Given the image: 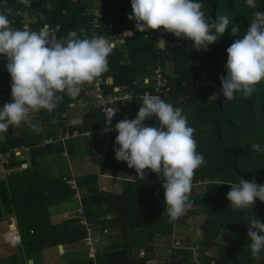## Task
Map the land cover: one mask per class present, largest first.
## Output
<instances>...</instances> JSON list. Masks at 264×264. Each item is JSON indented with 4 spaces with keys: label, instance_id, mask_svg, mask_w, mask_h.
Wrapping results in <instances>:
<instances>
[{
    "label": "trees",
    "instance_id": "trees-1",
    "mask_svg": "<svg viewBox=\"0 0 264 264\" xmlns=\"http://www.w3.org/2000/svg\"><path fill=\"white\" fill-rule=\"evenodd\" d=\"M4 2L13 7V15L21 19L15 9L22 10L21 0H0V11L8 10ZM29 2H32L30 12L37 16L31 23V31H38L48 24L58 39L67 37L70 31H77L83 38L80 28L86 30L88 38L94 36L88 0L77 3L72 0ZM199 2L204 4L206 18L214 20L217 15H227L230 20L228 30L206 51L196 50L191 41L178 39L163 29L139 33L135 22L128 19L132 13L131 0H102L105 19L99 35L110 36L112 31L127 34L125 44L113 48L108 57V71L102 75L112 78L113 83L104 87L106 93L113 92V87L133 93L129 120L137 117L141 97L145 93L158 95L165 102L181 108L189 126L194 129L197 151L203 155L205 163L193 177L191 207L175 221L166 216L163 180L151 170H146L147 182L139 177H126L121 187L113 185L120 190L110 192L101 190L99 174L78 175L76 183L83 193L81 199L85 218L95 226L96 235L101 236L105 246L100 248L95 259L88 257L65 264H148L150 261L157 264H264V250L258 257H253L247 235L248 222L252 218L256 216L264 222V202L256 200L252 208L234 210L227 199L230 191L228 183H238L241 179H254L258 184L264 181V82L258 84L255 92L247 98L237 92L232 99L222 95L215 100L208 99L211 94L220 91L219 77L227 75V48L242 37L254 12H264V0H256L255 8L249 7L246 0ZM109 24H113L112 30ZM233 25L239 26L238 35L241 36L231 34ZM162 34L167 39L163 49L158 48L156 43ZM157 69L162 70L165 80L160 90L157 89ZM10 79V74L0 72V100L3 104L12 101ZM145 79H149V84H145ZM91 90L92 82L85 84L75 99L64 95L53 112L39 111L42 123L48 129V138L53 136L55 139L56 131L65 128L73 113L84 112L80 123L69 127L71 135L75 132L81 134L65 143L72 159L100 154L107 146L106 137L101 132L106 125L105 116L101 110L94 108ZM72 103L75 109L71 107ZM115 107L117 119L114 127L126 118L127 112V106L120 103H116ZM144 123L158 126L155 117ZM88 133L89 136L86 135ZM0 134L3 136L0 154H11L8 162L3 164L11 173L5 181H0V219L15 217L23 240L18 254L5 262L0 260V264H29V260L36 263L35 259L48 248L56 249L60 255L59 246L63 245L65 255L68 246H84L83 240L88 232L79 217L72 216L61 223L52 221L50 209L73 203L76 194L66 173L59 175L52 171L53 163L61 161L59 156L65 150L63 144H44L43 135L34 134L23 124ZM117 135L112 131L100 174L130 172L137 175L135 169L128 168L125 162L115 158L114 147H119L115 144ZM254 144L261 146L260 152L252 149ZM20 147L30 149L24 160L13 154V149ZM25 163L28 167L20 171ZM191 216L204 218L197 226L193 223L187 225L186 221ZM176 227H187L190 234L198 227L200 239L191 241L187 237L183 246L171 249L168 255L162 252L163 256L158 260V240H166V247H170ZM225 233L229 236L228 243H220L219 239ZM216 247L217 254L208 255ZM142 249L145 250L143 257L139 255Z\"/></svg>",
    "mask_w": 264,
    "mask_h": 264
},
{
    "label": "clouds",
    "instance_id": "clouds-1",
    "mask_svg": "<svg viewBox=\"0 0 264 264\" xmlns=\"http://www.w3.org/2000/svg\"><path fill=\"white\" fill-rule=\"evenodd\" d=\"M21 2L28 4L29 0ZM246 3L252 8L257 6L256 0H246ZM131 8L128 19L135 22L137 32L163 29L178 39L191 41L196 50L206 51L230 25L227 15H217L214 20L206 18L204 4L199 0H131ZM5 11H0V56L7 58L12 101L0 108V132L21 124L35 131L38 128L32 123L33 113L53 112L64 95L77 98L85 84L108 71L113 45L103 35L88 38L84 28L79 29L83 38L77 31H70L67 37L59 39L48 24L38 31L14 28L9 19L11 10ZM239 32L238 25L231 27L232 35L241 36ZM242 37L227 48V75L219 77L221 89L211 94L209 100L220 95L232 99L237 92L247 98L264 82V12H254ZM156 43L166 42L160 39ZM141 100L135 119H122L114 128L111 120L103 133H118L115 158L135 169L140 180L147 182L146 170L162 178L166 216L175 221L191 207L193 177L205 160L197 151L194 129L181 108L149 93ZM152 117L156 118L158 126L144 123ZM251 147L261 151L259 144ZM227 185L230 187L227 199L234 210L252 208L256 200L264 202V185L254 179H241ZM248 224V246L252 256L258 257L264 250V235H261L264 222L255 216Z\"/></svg>",
    "mask_w": 264,
    "mask_h": 264
},
{
    "label": "crops",
    "instance_id": "crops-1",
    "mask_svg": "<svg viewBox=\"0 0 264 264\" xmlns=\"http://www.w3.org/2000/svg\"><path fill=\"white\" fill-rule=\"evenodd\" d=\"M78 1L79 0H72V2H74V3H77ZM124 1H126V0H124ZM31 5H32V2H31ZM98 5L102 8V0H88V4H87V8L89 7L88 13L91 14V12L96 7H98ZM22 6L24 7V4L23 3H22ZM31 9L32 8L27 9V14L31 17V21H32L31 23H33L35 21V19H36L37 16H35V14H32L30 12ZM102 14H103V19H105L103 10H102ZM30 30H31V25H30ZM121 34L122 33H120V32L117 33V34H115V32L113 33V31H112V34L110 36H106V37H114L115 36L117 39H120V38H122ZM124 40L126 41V37L124 38ZM125 41H124V44H125ZM124 44H122V45H124ZM0 64H3V65L6 66V64H7V58L4 57V56H0ZM0 72L8 73L7 70H6V67L3 68L2 66H0ZM9 84H11V79H10ZM0 99H2V97H0ZM131 100H129L125 104V106H127L126 107L127 108V112H125V117L126 118H129L132 115ZM3 105L4 104L0 100V108H2ZM71 107L73 109L76 108L74 103L71 104ZM96 110H98V109H96ZM74 114H81V115L78 118H74V119L68 121V123L66 124L65 128L58 129L56 131V133H55V135L57 137L56 139L53 136L48 138V136H49L48 129H47V127L45 125H43L42 118L40 117L39 112H36V113H33L32 114V116H33L32 123L37 126L38 130H35L34 131L28 125L23 124V125L27 126L29 128V130H31L34 134H36V135H43V138H45L44 144H56L57 142H60V143L63 144V146H64L63 149H65V150L59 156V158L61 159V161L58 162V163H53V165H52V167H53L52 171L54 173H57V174L59 173V175H61L63 173H66L67 177H69L71 179L70 184L72 185V189L74 191H76V189L78 188L77 183H76V179H77V176L78 175H85V174H88V173L95 172V173L99 174V185H100V187L103 186V185H105L106 184V180L105 179H108L109 182H110L109 183L110 184V187L112 188L111 191H114L113 188H115L114 186L117 185V184H118V186L121 187L122 182L124 180H126V177L127 176L128 177H135V176L138 177L137 175H134V173L131 174L130 172L129 173H126V174L120 173V172H117V173L108 172V174H100V165H101V162L103 161V159L105 157V150H107V148L109 146V143H110V140H109V142H107L108 137L103 133V131H102L103 129L101 130V132L106 137V145H107L106 147H104L103 152H101L100 154H91L90 156L89 155L88 156H83V157L80 156V157H78L76 159H72L69 156L68 151L66 150L65 143H66V141L68 139L80 137L81 134H79V132H75L73 135H71V133L69 131V127L70 126H74V125L80 123L81 118H82L84 112H82V111L79 110L78 113H73L72 115H74ZM89 134L90 133H88L86 135L89 136ZM109 139H110V137H109ZM2 141H3V136L0 134V143ZM0 167L2 169V171L0 170V173L3 172V176L0 175L1 176L0 177V181H3V180L5 181L7 179V177L10 175L11 171L6 170L1 163H0ZM4 173H5V175H4ZM74 188H76V189H74ZM101 190L110 192V190L102 189V187H101ZM73 199H74V197H73ZM75 205H76V207H75ZM78 205L80 206V202L74 200V202L71 203V204H66V205H60V206H54V207H52L50 210H51V214L53 216V218H52L53 223H61L66 218H69V217H72V216H76V212H74V210L78 207ZM66 214L68 215V217L66 216ZM61 216L63 217V219L61 218ZM4 218H8V221L5 222L4 220H1V219H4ZM4 218H1L0 219V260H3L5 262V261H7L9 259V257L18 254V247H15V246L11 245L10 243L6 242L5 239H4V234L9 230L10 225L11 224H16L17 225V223H15L16 218L15 217H4ZM93 229L95 230V233H97L94 225H93ZM105 233L108 234L109 231L106 230ZM98 236L101 239V242H100V244H101L102 243V238H101L100 235H98ZM100 244H99V248H100ZM102 244H104V246H105V243H102ZM80 245L81 244H78L76 247L68 246L67 253L65 255H64V253H65V247L62 245L63 248H64V252L63 253H59V254H60V256L62 258L65 259V262L66 263L67 262H70V261L86 259V256L87 255L82 253V249H78V247ZM49 250H51V251H49ZM84 252L86 253V250H84ZM44 254L45 255H47V254L50 255L51 254V256H52V255H54V252L52 251V248H48L46 251L43 252V255H41L40 257H38L37 259H35L36 260V263L33 261L34 262L33 264H44V261H43L44 258H45L44 257ZM24 260H25V262L28 261V257L26 255L24 256Z\"/></svg>",
    "mask_w": 264,
    "mask_h": 264
},
{
    "label": "built area",
    "instance_id": "built-area-1",
    "mask_svg": "<svg viewBox=\"0 0 264 264\" xmlns=\"http://www.w3.org/2000/svg\"><path fill=\"white\" fill-rule=\"evenodd\" d=\"M24 4V3H23ZM4 7L8 10H11V14L9 15V19L13 22L12 26L14 28H20V29H27L30 30L31 25V17L27 14V9L31 8V4H24V7L22 10H19L18 8L16 11V14L21 17V19H18L15 15H13V7H10L7 5L6 2L3 3ZM24 12V13H23ZM91 12V11H90ZM91 25H92V31L94 35H99V30L102 29L103 25V14H102V8L98 5L92 12H91ZM109 28L112 30L114 27L112 24H109ZM114 36V35H113ZM122 38L117 39L114 37H107L110 42L113 45V48H116L117 46H120L124 44V38L127 36L126 33L121 34ZM163 39L166 42V37L164 34H162L159 37V40ZM166 43H160L157 44L158 48L163 49L165 47ZM155 75L157 78V89L160 90V87L164 86L165 80L162 77V70L157 69L155 71ZM113 83L112 78H104L103 75L100 77H97L94 81H92V90L90 93V97L93 99V106L95 109H99L102 111V113L105 116L106 124L109 123L111 120V127L114 128V122L117 119V112H116V103H120L122 106H125V104L133 98V93L123 91L119 87H113V92L106 93L104 87L105 86H111ZM145 84H149V79H145ZM114 116V117H113ZM113 117V118H112ZM103 131V130H102ZM112 131H109L105 135L108 137L107 142H109V137L111 135ZM30 149L29 147H20L13 149V154L21 158L22 160L26 159L27 154L29 153ZM11 154L8 153L6 155L0 154L1 164H6L8 162V158H10ZM28 164H22L19 170L26 169ZM9 172V171H8ZM10 173V172H9ZM261 185H264V181L261 182ZM76 189V188H74ZM82 191L80 189H76V194L74 195V200L80 202V206L74 210L76 212V216L79 217L82 220V224L85 225L87 228L88 235L83 240V244L86 248L89 249V257L92 259H95L97 256V253L99 251V244L101 242V239L96 235L95 230L93 229V225L88 222L85 218L84 208L81 199ZM68 217V215L66 214ZM16 223V221H15ZM4 239L6 242L10 243L11 245L15 247H21L23 246V240L22 236L20 234V231L18 229V226L16 224H11L9 230L4 234ZM145 255V250H141L140 256L143 257ZM148 264H157L156 261H150Z\"/></svg>",
    "mask_w": 264,
    "mask_h": 264
},
{
    "label": "rangeland",
    "instance_id": "rangeland-1",
    "mask_svg": "<svg viewBox=\"0 0 264 264\" xmlns=\"http://www.w3.org/2000/svg\"><path fill=\"white\" fill-rule=\"evenodd\" d=\"M0 66H2L3 68H5L6 66L3 65V64H0ZM81 114H74L72 119L74 118H78L80 117ZM0 170L2 171L1 167H0ZM1 176H3V172L0 173ZM5 175V173H4ZM0 176V177H1ZM130 176V175H129ZM128 177V176H127ZM131 179L133 178H137L138 177H129ZM106 180V184L101 186L102 189H105V190H112V188L110 187V182L108 179H105ZM118 182V181H117ZM103 184V183H102ZM120 187V186H119ZM114 190L117 189L116 188H113ZM120 190V188L117 189V191ZM76 207V205H75ZM186 213V210L184 212V214ZM53 218V216H52ZM61 218L63 219V217L61 216ZM203 216H191L187 219L186 221V224L189 225L190 223H193L194 225H199L202 220H203ZM191 231H189V229L187 227H176L175 228V233H174V236L172 237V240H171V246L170 247H166L165 243H166V240L162 239V240H158L157 242V259L159 260L160 259V256H163V253H165V255H168L170 254V250L173 249V248H178V247H181L183 246V241L187 238V237H190L191 238V241H195V240H199L200 239V236H199V230H198V227L196 228V230L190 234ZM228 234H223L222 238L219 239V242L220 243H228ZM100 248H102L104 246V244H100ZM80 247V248H79ZM78 247V249H82V253L83 254H86V258L89 257V249L88 248H85L82 244ZM99 248V250H100ZM196 249V248H195ZM84 250H86V253L84 252ZM51 251V250H49ZM52 251L54 252V255L51 256L50 255H45L44 254V264H64L66 263L65 262V259L62 258L60 255L57 254V250L52 248ZM163 252V253H162ZM218 252V248H214V249H211L209 252H208V255H215L217 254ZM60 253V251H59ZM162 253V254H161ZM195 256H197V253H196V250H195Z\"/></svg>",
    "mask_w": 264,
    "mask_h": 264
},
{
    "label": "water",
    "instance_id": "water-1",
    "mask_svg": "<svg viewBox=\"0 0 264 264\" xmlns=\"http://www.w3.org/2000/svg\"><path fill=\"white\" fill-rule=\"evenodd\" d=\"M243 37H241L240 39H242ZM1 220H4L5 222H7L8 221V218H4V219H1ZM59 251H60V253H63L64 252V248H63V246L62 245H60L59 246ZM34 262H33V260H30L29 261V264H33Z\"/></svg>",
    "mask_w": 264,
    "mask_h": 264
}]
</instances>
